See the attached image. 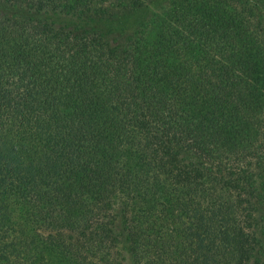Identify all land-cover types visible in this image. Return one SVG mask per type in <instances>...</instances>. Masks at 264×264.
Returning <instances> with one entry per match:
<instances>
[{
	"label": "trees",
	"instance_id": "16d2710c",
	"mask_svg": "<svg viewBox=\"0 0 264 264\" xmlns=\"http://www.w3.org/2000/svg\"><path fill=\"white\" fill-rule=\"evenodd\" d=\"M0 264H264V0H0Z\"/></svg>",
	"mask_w": 264,
	"mask_h": 264
}]
</instances>
